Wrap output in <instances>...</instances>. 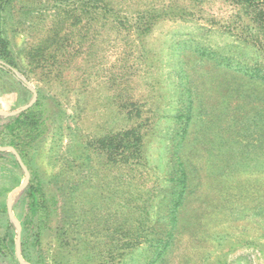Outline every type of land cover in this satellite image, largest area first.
Masks as SVG:
<instances>
[{"label":"rangeland","instance_id":"rangeland-1","mask_svg":"<svg viewBox=\"0 0 264 264\" xmlns=\"http://www.w3.org/2000/svg\"><path fill=\"white\" fill-rule=\"evenodd\" d=\"M14 5L0 110L44 132L25 187L0 151V264H264V0Z\"/></svg>","mask_w":264,"mask_h":264},{"label":"trees","instance_id":"trees-1","mask_svg":"<svg viewBox=\"0 0 264 264\" xmlns=\"http://www.w3.org/2000/svg\"><path fill=\"white\" fill-rule=\"evenodd\" d=\"M17 0H0V77L10 75L22 84V81L16 76L13 71V67L17 66V57L13 53L11 42L8 37L6 29V20L8 14L12 11L15 6L14 3ZM35 59V55H32ZM37 56V55H36ZM23 85V84H22ZM37 102L34 106L20 112L14 116H1L0 120H3L1 132H4L5 138L0 145H8L14 147L22 157L29 152L32 144L43 135V116L42 111L38 106ZM2 134V133H1ZM38 181H31L27 187V192L30 196V205L34 214L37 212L41 198L37 195L39 193ZM14 224L13 221H9L6 238L10 242H14L12 231Z\"/></svg>","mask_w":264,"mask_h":264},{"label":"water","instance_id":"water-1","mask_svg":"<svg viewBox=\"0 0 264 264\" xmlns=\"http://www.w3.org/2000/svg\"><path fill=\"white\" fill-rule=\"evenodd\" d=\"M0 63H2V61L0 60ZM37 96H38V93L36 91H34V97L33 99L27 103L26 105H23L22 107H20L19 109L17 110H14V111H4V110H0V114L8 117V116H14V115H17L19 114L20 112L24 111V110H27L28 108H30L37 100ZM5 150H11L14 155L16 156L18 162L20 163L21 167L24 169V171L26 172V183L23 187H25L28 183H29V180H30V172L28 170V168L26 167V165L24 164L19 152L14 148V147H0V151H5ZM8 211H9V215H10V218L13 220V221H16V218L15 216L13 215L12 213V208L10 206V204L8 205ZM20 234H21V227L19 226L18 227V235H19V239L20 240ZM19 242V241H18ZM19 246V243L18 245ZM18 248V247H17ZM17 257H18V260L20 263L22 264H26L19 249L17 250Z\"/></svg>","mask_w":264,"mask_h":264}]
</instances>
